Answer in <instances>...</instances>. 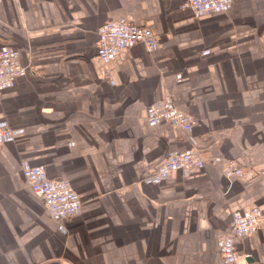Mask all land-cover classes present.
<instances>
[{
    "label": "crops",
    "instance_id": "crops-1",
    "mask_svg": "<svg viewBox=\"0 0 264 264\" xmlns=\"http://www.w3.org/2000/svg\"><path fill=\"white\" fill-rule=\"evenodd\" d=\"M184 2L0 0V49L26 66L0 88L12 132L0 143V264H223L216 238L232 212L264 211V0L199 14ZM119 17L158 45L105 65L99 28ZM166 99L194 118L187 135L148 120ZM190 148L212 162L156 175ZM226 159L247 177L225 174ZM23 166L68 179L81 211L51 217ZM236 245L264 264V226Z\"/></svg>",
    "mask_w": 264,
    "mask_h": 264
},
{
    "label": "built area",
    "instance_id": "built-area-1",
    "mask_svg": "<svg viewBox=\"0 0 264 264\" xmlns=\"http://www.w3.org/2000/svg\"><path fill=\"white\" fill-rule=\"evenodd\" d=\"M232 0H185L184 7L190 8L194 14L224 10ZM99 43L97 55L103 64L109 63L116 54L127 46L142 44L148 50L158 45L154 31L145 25L136 24L126 18H111L99 28ZM26 66L19 62V56L12 48L0 49V88L9 85L16 77L24 74ZM106 73L109 75L108 69ZM147 118L150 122L167 121L171 126L178 128L183 134L192 128L194 118L187 112L179 109L171 99L159 104L150 105L147 109ZM12 132L9 128L0 127V143L9 139ZM193 148L175 152L168 156L156 175L165 179L177 170L204 168L210 164ZM221 169L229 176L247 177L243 167L232 159L221 163ZM23 176L33 191L41 200L50 216L67 219L81 211L82 200L66 178H54L47 175L42 166H23ZM264 226V211L257 207H245L235 210L231 214L227 233L217 235V245L223 264H248L245 256L236 245V239L254 232Z\"/></svg>",
    "mask_w": 264,
    "mask_h": 264
}]
</instances>
